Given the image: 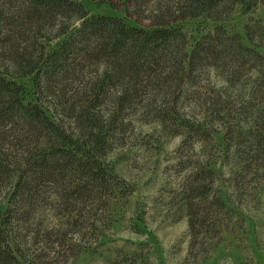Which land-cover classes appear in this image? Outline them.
I'll use <instances>...</instances> for the list:
<instances>
[{
  "label": "trees",
  "instance_id": "1",
  "mask_svg": "<svg viewBox=\"0 0 264 264\" xmlns=\"http://www.w3.org/2000/svg\"><path fill=\"white\" fill-rule=\"evenodd\" d=\"M122 1L129 9L146 4L136 17H122L93 14L79 0H0V264H65L97 241L111 206L133 192L103 160L125 110L140 106L178 120L180 104L195 97L207 115L179 120L189 135L224 103L231 130L246 120L264 129V54L257 49L264 44L250 26L246 43L220 23L237 7L248 12L264 0ZM201 16L214 28L189 52L184 24ZM213 74L238 93L205 98L191 90L197 78ZM25 78L32 79L33 98ZM197 169L182 194L189 253L202 246L205 260L212 252L205 238L220 239L226 200L213 193L216 170ZM41 208L52 218L46 221ZM43 230L49 240L38 258L27 257V236Z\"/></svg>",
  "mask_w": 264,
  "mask_h": 264
},
{
  "label": "rangeland",
  "instance_id": "2",
  "mask_svg": "<svg viewBox=\"0 0 264 264\" xmlns=\"http://www.w3.org/2000/svg\"><path fill=\"white\" fill-rule=\"evenodd\" d=\"M79 1L93 14L122 17L129 13L136 17V12L146 4L144 1L141 7L129 9L122 0ZM220 23L231 34H241L246 43H249L247 26H250L256 41L264 44L262 3L248 12L239 6ZM74 24L79 27L81 21L74 20ZM213 28L214 21L206 16L187 19L184 30L189 39L188 51ZM58 41L59 38L54 39L51 45L56 46ZM257 49L264 54V47ZM23 82L28 86L27 97L33 98L32 79L25 78ZM196 82L191 90L205 98L238 93L225 90V83L216 74L210 79L197 78ZM180 107L175 114L178 120H162L157 117L161 111L140 106L123 112V122L114 135L112 133V148L103 160L107 167L131 184L133 192L111 206L104 217L105 229L97 241L92 239L89 248L72 256L65 264H115L120 260L127 264H264L262 125L246 120L239 126L235 124L237 127L231 130L226 122L232 116L224 112V103L217 105L221 114L207 116L208 123L189 135V129L181 126L179 120L187 116L198 120L206 116L202 112L207 111L197 105L195 97L187 98ZM104 114L109 116L113 110L106 109ZM185 136H190L192 141L183 144ZM203 164H210L216 170L213 193L226 200L220 239L212 240L210 235L205 238L212 251L205 260H202V246L189 253V217L182 194L183 184L194 179L197 168ZM199 176L208 182L205 174ZM41 210L44 216L46 214V221L52 218L46 208ZM46 239L49 240L44 230L38 236L34 237L33 233L27 236L26 256L38 258ZM48 260L52 261L50 257ZM21 264L29 263L22 260ZM35 264L45 263L37 261Z\"/></svg>",
  "mask_w": 264,
  "mask_h": 264
}]
</instances>
